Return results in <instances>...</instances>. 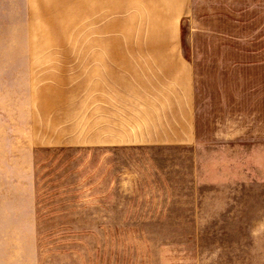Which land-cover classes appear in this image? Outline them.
Listing matches in <instances>:
<instances>
[{
  "label": "rangeland",
  "instance_id": "374dc122",
  "mask_svg": "<svg viewBox=\"0 0 264 264\" xmlns=\"http://www.w3.org/2000/svg\"><path fill=\"white\" fill-rule=\"evenodd\" d=\"M260 1L0 0V264H264V125L216 114Z\"/></svg>",
  "mask_w": 264,
  "mask_h": 264
},
{
  "label": "crops",
  "instance_id": "0c3cea01",
  "mask_svg": "<svg viewBox=\"0 0 264 264\" xmlns=\"http://www.w3.org/2000/svg\"><path fill=\"white\" fill-rule=\"evenodd\" d=\"M170 3H173V19L177 24H179L178 22L180 19H186L187 17H190L191 19L193 18V0H170ZM261 3L262 8L259 11L264 16V0H261L260 4ZM253 25L254 30H252V34L249 33L248 36L253 37L256 42L249 47L235 49L237 52L243 55L241 58L229 60L226 59L223 54H217L216 56V67L219 70V74L221 72V74L224 76L225 70H229V68L238 71L240 70L239 72H236L238 91H233L231 98V111H228L229 105L226 100L228 97L217 96V100L221 101V105L218 104L217 106H221L222 108L225 106L226 109L218 111L216 114L219 116L246 117L248 126L252 124L253 127H255L256 124L259 126L264 125V17L262 20H258L257 23L256 20L253 21ZM175 34H179L178 29L176 30ZM222 35H225L224 32H222ZM174 48L177 60L174 61L175 63L173 66L182 68V75L185 78L190 79V84L192 87V93L188 101L187 109H189V116H191L192 121V136L196 141L197 113L195 94L193 91L195 78L194 66L192 62L187 61L183 54H181L180 46L177 45L176 47L175 45ZM220 48L223 49L226 48V46L220 45ZM207 64H212V62L208 61ZM208 65L205 66L208 67ZM236 81L234 80V82ZM235 123L236 122L233 121V125Z\"/></svg>",
  "mask_w": 264,
  "mask_h": 264
}]
</instances>
